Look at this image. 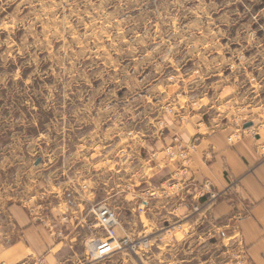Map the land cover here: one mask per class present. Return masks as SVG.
Returning a JSON list of instances; mask_svg holds the SVG:
<instances>
[{
  "label": "rangeland",
  "instance_id": "obj_1",
  "mask_svg": "<svg viewBox=\"0 0 264 264\" xmlns=\"http://www.w3.org/2000/svg\"><path fill=\"white\" fill-rule=\"evenodd\" d=\"M188 100L186 111L176 107ZM199 111L205 122L230 132L231 144L248 136L236 138L241 127L254 124L263 126L264 143V0H0V207L9 199L33 200L55 170L72 163L84 170L86 156L95 163L96 186L109 180L101 170L103 160L110 161L109 185L115 187L122 161L135 164V141L158 142L163 153L153 158L175 160L169 154L179 153L175 137ZM174 118L175 128L169 127ZM44 163L46 170L36 169ZM163 182L157 186L176 184ZM186 185L173 203L185 199L205 209L210 191L204 201L189 199L181 195ZM90 213L85 242H71L53 225L56 238H68L81 254L62 264H189V245L177 243L182 221L158 233L117 229L119 236L148 238L150 246L92 260L91 241L103 231ZM203 232L209 239L201 244V262L250 264L240 241L216 239L211 227ZM158 234L171 235L177 246L166 253L170 246L163 238L159 248ZM36 258L45 256L17 264Z\"/></svg>",
  "mask_w": 264,
  "mask_h": 264
},
{
  "label": "crops",
  "instance_id": "obj_2",
  "mask_svg": "<svg viewBox=\"0 0 264 264\" xmlns=\"http://www.w3.org/2000/svg\"><path fill=\"white\" fill-rule=\"evenodd\" d=\"M190 103L191 100L183 105L178 102L176 107H185L186 111L185 105ZM191 118L180 131V138L188 143L195 135L199 137L190 152V162L185 166L177 158H169L166 163L159 157L153 158L155 154L163 153L158 142L153 145L150 140L143 145L135 141L134 166L123 161L117 170L114 166L121 179L115 187L109 185L113 171L110 161L103 160L101 170L102 175H109V180L103 179L102 185L96 186L95 163L93 158L86 156L82 171L78 163H72L49 174L51 182L32 195L33 200L26 198L12 202L9 199L3 202L0 207V260L5 264H17L39 255L45 256L47 264H53L80 257L70 241L87 240L93 227V223L88 224L92 219L90 210L98 202L116 210L121 221L117 228L120 233L140 235L148 229L158 233L167 223L182 221L183 236L177 238V243L189 245V252L193 253L189 256V264H205L201 262L204 256L200 249L201 244L209 239L203 232L206 227L218 231L216 239L240 241L250 264H264V155L259 151L258 141L248 135L231 144L228 142L230 132L205 122L202 112ZM173 120L169 127L175 128L176 119ZM127 152L126 145L119 150L122 158L128 156ZM46 165L41 164L44 167L36 169L46 170ZM164 170L166 182L161 179ZM160 181L162 184L171 181L176 184L164 189L157 186ZM205 181H211L219 191L227 190V198L198 212L173 203L180 193L178 188L186 183L181 195H187L189 199L196 195L198 200L204 201L208 195L201 197L198 191ZM39 193L45 196L44 201L36 212H32L36 201L43 199L42 196L39 198ZM116 196H119L118 202L114 200ZM53 225L69 233L71 240L57 239ZM170 236L158 234L154 240L159 248V241L167 240L170 247L166 253L173 250L171 246H177L174 239H168Z\"/></svg>",
  "mask_w": 264,
  "mask_h": 264
},
{
  "label": "built area",
  "instance_id": "obj_3",
  "mask_svg": "<svg viewBox=\"0 0 264 264\" xmlns=\"http://www.w3.org/2000/svg\"><path fill=\"white\" fill-rule=\"evenodd\" d=\"M256 124L252 127L245 129L241 127L238 130V135L236 138H242L245 135L252 136L256 141H258L259 151L264 155V143H261L263 136L260 132L261 127L256 128ZM198 141L197 137H194L193 140L187 142H183L180 136L175 137L176 148H178L179 153L170 152V156L177 157L180 156L183 165L190 162V152L196 147V142ZM230 142H234L233 137H229ZM260 142V143H259ZM172 148V147H171ZM211 182L207 181L204 184V187L200 190L199 194L203 197L206 192L210 191V199L206 203L205 208H209L215 202L219 201L223 196H227V190L224 191H214L211 189ZM42 196V195H41ZM44 199L45 196H42ZM182 201L178 204V206L187 207L188 211L198 212L203 208L202 203H191L190 205L185 199H181ZM41 206V204H38ZM35 207L31 209L32 212L35 211ZM93 215L95 221H97V226L101 231H103V235L100 237L96 236L95 240L91 241L90 244V255L92 260L100 261L106 259L116 253H120L123 251H128L132 254H138V252L143 247L150 246V240L146 237L139 238L134 240L129 236H119L117 234V228L121 225L120 218L117 215V212L109 205L98 203L91 207L90 210ZM63 232L60 231L59 235L62 236ZM22 264H28V262H24ZM29 264H46L45 258H36L32 260V263ZM56 264H62L56 263Z\"/></svg>",
  "mask_w": 264,
  "mask_h": 264
},
{
  "label": "water",
  "instance_id": "obj_4",
  "mask_svg": "<svg viewBox=\"0 0 264 264\" xmlns=\"http://www.w3.org/2000/svg\"><path fill=\"white\" fill-rule=\"evenodd\" d=\"M252 125V123H247L246 125H245V127L247 128V127H249V126H251Z\"/></svg>",
  "mask_w": 264,
  "mask_h": 264
}]
</instances>
